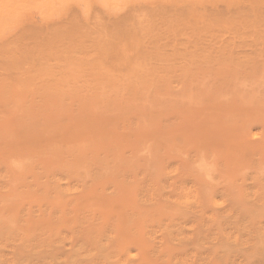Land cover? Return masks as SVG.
Here are the masks:
<instances>
[{
  "label": "bare ground",
  "instance_id": "1",
  "mask_svg": "<svg viewBox=\"0 0 264 264\" xmlns=\"http://www.w3.org/2000/svg\"><path fill=\"white\" fill-rule=\"evenodd\" d=\"M18 1L0 264H264V0Z\"/></svg>",
  "mask_w": 264,
  "mask_h": 264
},
{
  "label": "rangeland",
  "instance_id": "2",
  "mask_svg": "<svg viewBox=\"0 0 264 264\" xmlns=\"http://www.w3.org/2000/svg\"><path fill=\"white\" fill-rule=\"evenodd\" d=\"M20 1L21 0H19L18 1V3H17V5H21V4H23V6H21L23 9H25L26 7L27 8H31V6H32V9L34 8V10H32L33 12L34 11H36V12H34L35 14H36V17L38 16V14H40V11L39 12H37L38 10H39V8L41 7V9H45L44 7H43V5H44V1L45 0H37V1H35V0H26V2L24 1V3H23V0H22V2L20 3ZM33 2L34 1V3L32 4L31 2ZM40 1V2H39ZM41 1H43L42 3H41ZM59 3L62 1V0H57ZM65 1V0H64ZM78 1H83V2H85L84 0H78ZM88 1L89 2H91L92 4H95V5H98V6H100V7H103V9L106 7L107 9H108V7L114 2L113 0L111 1V0H87V3H88ZM31 4H30V3ZM46 2V1H45ZM48 3H52V0H48L47 1ZM53 2H54V0H53ZM36 3H39L38 4V6H40V4H41V6L38 8L37 7V5H36ZM29 4V5H28ZM34 4H35V6H34ZM55 4H58L57 2H56V0H55ZM54 4V5H55ZM105 5V6H104ZM45 6V5H44ZM46 7V6H45ZM111 7V6H110ZM109 7V8H110ZM38 8V9H37ZM40 9V10H41ZM38 18V17H37Z\"/></svg>",
  "mask_w": 264,
  "mask_h": 264
}]
</instances>
